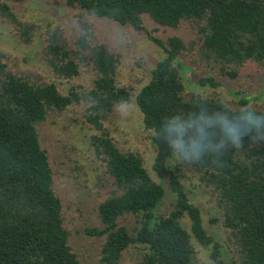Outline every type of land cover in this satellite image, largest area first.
Listing matches in <instances>:
<instances>
[{
  "label": "trees",
  "instance_id": "trees-1",
  "mask_svg": "<svg viewBox=\"0 0 264 264\" xmlns=\"http://www.w3.org/2000/svg\"><path fill=\"white\" fill-rule=\"evenodd\" d=\"M65 2L82 11L76 51L61 43L58 32H49L48 61L64 78L80 74L73 54L92 64L98 75L92 90L71 87L62 94L55 83H32L10 72L0 54V264H80L39 127L50 112L61 113L81 103L89 105L87 122L101 132L91 137L90 146L105 163L113 187L97 209L103 227L85 230L87 236L103 239L102 264H119L132 247L142 251L140 264H198L194 240L212 251L215 264H227L220 244L204 226L201 209L189 198L179 169L171 165L172 158L201 174L217 193L238 263L264 264V108L251 106L245 96L236 108L219 98L187 96L180 62L187 50L185 41L178 36L163 40L145 26V16L172 29L194 23L201 59L218 64L222 75L236 79L246 65H264V0ZM0 13L15 20L7 4L0 3ZM90 16L144 32L164 53L135 97L157 148L153 170L160 182L140 155L122 152L104 127L119 106L131 103L132 94L118 85V60L95 41L93 26L86 20ZM199 84L219 86L212 77ZM168 193L174 197V209L160 216L158 208ZM128 216L136 218L133 231L120 222Z\"/></svg>",
  "mask_w": 264,
  "mask_h": 264
},
{
  "label": "rangeland",
  "instance_id": "rangeland-1",
  "mask_svg": "<svg viewBox=\"0 0 264 264\" xmlns=\"http://www.w3.org/2000/svg\"><path fill=\"white\" fill-rule=\"evenodd\" d=\"M15 14V20L0 13V54L8 70L17 76L26 77L32 83H55L62 94L71 87L79 91H90L98 75L92 64L80 62V74L72 78L56 75L49 64L47 46L49 32H58L67 49L75 52V42L80 33L78 17L80 9L68 6L65 0H27L22 3L0 0ZM86 20L93 26L97 43L105 45L118 60L117 83L128 89L132 101L119 106L104 127L122 152H134L143 159L145 168L153 179L160 182L153 170L157 148L142 121L135 97L152 76L164 53L144 32H136L128 26L114 21L90 16ZM145 26L153 36L166 40L181 37L187 46L180 57L182 78L187 96L200 94L207 98H219L227 106L236 108L242 96L251 100V106L264 108V65H246L236 79L224 76L220 66L201 59L200 35L196 25L183 22L177 29L162 27L145 16ZM28 31V34L25 32ZM25 34V35H24ZM214 78L217 88L203 87L202 78ZM262 92V93H261ZM261 96V100H258ZM89 105L75 104L64 112H50L48 119L39 127V134L48 151L56 182V192L64 205V218L70 232V243L80 264H102L103 239L85 234L88 228H102L97 209L113 191L112 182L105 174V163L96 157L90 139L101 132L86 120ZM171 165L179 169L181 182L192 203L201 209L204 226L215 242L220 244L221 258L227 264H239L236 246L230 230L224 224L223 209L217 193L208 186L187 164L172 158ZM168 190V185H165ZM174 197L168 193L158 208V215L168 216L174 209ZM214 220H216L214 222ZM121 224L133 231L136 218L128 216ZM190 231V224L185 220ZM198 264H215L212 251L194 240ZM142 251L129 248L119 264H140Z\"/></svg>",
  "mask_w": 264,
  "mask_h": 264
}]
</instances>
